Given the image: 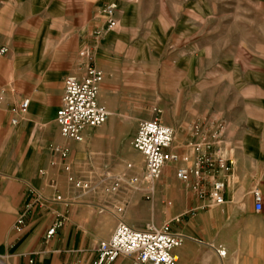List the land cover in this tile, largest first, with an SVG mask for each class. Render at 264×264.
<instances>
[{
	"label": "rangeland",
	"instance_id": "374dc122",
	"mask_svg": "<svg viewBox=\"0 0 264 264\" xmlns=\"http://www.w3.org/2000/svg\"><path fill=\"white\" fill-rule=\"evenodd\" d=\"M110 2L117 4V24L107 29L102 8ZM4 46L0 144L3 128L15 126L9 123L13 107L28 96L22 77L38 82L51 104L61 94L63 76H82L89 64L103 74L110 91L103 97L138 114L117 118L125 131L155 116L169 126H180L187 114L198 116L204 142H214L227 160L224 172L232 176L240 203L253 186L264 185V0H0ZM60 70L62 77L55 78ZM36 131V149L29 128L12 136V158L19 148L27 150L29 173L49 176L53 158L42 138L50 140L51 132L43 134L39 125Z\"/></svg>",
	"mask_w": 264,
	"mask_h": 264
},
{
	"label": "crops",
	"instance_id": "0c3cea01",
	"mask_svg": "<svg viewBox=\"0 0 264 264\" xmlns=\"http://www.w3.org/2000/svg\"><path fill=\"white\" fill-rule=\"evenodd\" d=\"M62 73L64 70H60L55 78L59 74L62 77ZM63 80L61 94L59 91L55 101L48 104L44 88L29 80L28 74L22 77L21 89L28 96L21 95V98L29 99L26 113L14 128L4 127L2 130L0 264H91L97 243L107 239L119 221L134 228H142L146 222L157 226L169 222L171 229L182 235L181 244L173 249L177 264H264L263 184L255 185L263 192V209L257 212L251 198L255 186L241 204L240 192L234 190L232 176L226 175L225 169L214 161L212 168L202 169L200 177L193 174L186 180L176 177L178 167L193 166L197 156L195 146L204 142L205 136L200 128L203 122L198 116L187 114L180 126H170L174 131L170 149L179 155V160L166 164L149 186L141 182L143 163H139V155L130 149L136 128L125 131L117 120L118 117L132 120L131 117L138 114L117 107L116 98H104L105 90L110 92L104 82L99 85L97 99L109 108L106 122L85 128L79 141L65 140L60 136L53 119L60 105ZM53 124L55 128L51 131ZM38 125L43 127V134L51 132L50 140L42 138L45 141L43 148L49 143L53 158L49 164V176L44 173L37 177L29 173L27 150L19 148V157L15 162L12 158V136L20 137L29 128V144L36 149ZM211 144L209 152L215 160L220 148L212 141ZM54 146L67 149L68 172L61 169L57 156L52 154ZM253 148L249 147L250 150ZM255 152L257 155L258 151ZM44 155L47 159L48 153L44 152ZM124 161L135 169L125 172V165L114 174H108L109 169L119 167ZM123 173L124 180L114 191H106L105 187L98 190L105 180L112 182ZM68 176L88 182L90 189H75ZM132 176L138 178L135 186L126 182ZM215 180L225 182L224 202L221 204H212L209 199ZM29 187L45 198L42 205L27 206ZM57 195L59 200L55 199ZM146 195L152 200L143 203L141 198ZM162 199L166 200L165 203ZM20 215H23V223L17 227ZM56 220L61 221V226L47 238L46 232ZM112 264H130V259L120 256Z\"/></svg>",
	"mask_w": 264,
	"mask_h": 264
},
{
	"label": "built area",
	"instance_id": "2783aa9c",
	"mask_svg": "<svg viewBox=\"0 0 264 264\" xmlns=\"http://www.w3.org/2000/svg\"><path fill=\"white\" fill-rule=\"evenodd\" d=\"M117 4L110 2L102 8L103 25L107 29L114 28ZM6 51V47L0 48V54ZM103 74L100 69L93 65H86L82 76L68 75L63 80L60 105L55 111L54 121L60 136L65 140H81V132L87 127H96L106 122L109 111L98 102L97 95ZM29 104L28 98H21L12 109L10 123L15 125L26 113ZM174 139L173 129L163 124L156 116L151 119L138 121L134 135L131 139L132 148L142 157V170L140 180L151 186L160 175L162 168L168 163H175L179 155L171 150ZM211 142H203L195 146L197 156L191 168L180 166L176 169V177L186 180L190 174L200 177L204 167L212 168L213 161L220 168L228 169L225 158L215 156V160L209 152ZM51 152L57 156L58 164L64 172L70 169L67 161L68 151L65 147L54 146ZM131 163H127L125 172L133 169ZM124 172V173H125ZM124 173L113 179L106 191H114L119 183L124 180ZM68 181L80 190H89L90 185L86 181L73 180L71 176ZM127 184L135 186L138 178L135 176L127 179ZM151 188V187H150ZM225 182L215 180L209 199L212 204L224 202ZM28 207L42 205L45 198L34 188H28ZM253 208L259 212L263 209V192L255 186L251 190ZM56 200L60 196H55ZM17 227L23 223V215L17 219ZM61 226V221L56 220L48 228L46 237L52 236ZM182 242V235L173 231L169 222L161 226L146 223L142 228H134L123 221H119L110 236L101 240L95 247V259L91 264H112L118 257L125 256L130 259V264H177V258L173 249ZM219 254L224 255L222 251Z\"/></svg>",
	"mask_w": 264,
	"mask_h": 264
}]
</instances>
